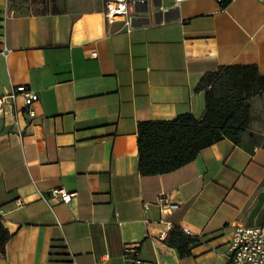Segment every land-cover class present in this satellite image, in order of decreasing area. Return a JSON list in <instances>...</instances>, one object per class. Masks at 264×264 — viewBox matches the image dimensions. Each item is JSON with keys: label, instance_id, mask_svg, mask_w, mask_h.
<instances>
[{"label": "crops", "instance_id": "0c3cea01", "mask_svg": "<svg viewBox=\"0 0 264 264\" xmlns=\"http://www.w3.org/2000/svg\"><path fill=\"white\" fill-rule=\"evenodd\" d=\"M102 1L17 14L0 0V94L25 85L40 97L21 134L0 115V215L12 234L0 264H233L234 226L264 223V94L240 143L225 138L163 175L140 173L138 124L202 118L197 86L222 66L264 74V0H130L131 28L109 23ZM58 188L78 195L42 197ZM173 227L197 236L189 255L166 241ZM53 239L67 257L51 261Z\"/></svg>", "mask_w": 264, "mask_h": 264}, {"label": "trees", "instance_id": "16d2710c", "mask_svg": "<svg viewBox=\"0 0 264 264\" xmlns=\"http://www.w3.org/2000/svg\"><path fill=\"white\" fill-rule=\"evenodd\" d=\"M231 0H221L227 6ZM198 91L205 95V113L197 118L191 113L174 120H149L138 124V155L141 175H163L190 163L201 150L225 138L241 142V134L251 125L252 99L264 93V74L256 65H225L204 75ZM12 234L0 215V253ZM166 241L181 255H189L197 236L173 227ZM64 239H53L52 256H68Z\"/></svg>", "mask_w": 264, "mask_h": 264}, {"label": "built area", "instance_id": "2783aa9c", "mask_svg": "<svg viewBox=\"0 0 264 264\" xmlns=\"http://www.w3.org/2000/svg\"><path fill=\"white\" fill-rule=\"evenodd\" d=\"M130 0H105V14L109 23H113L119 17H123L125 24L131 28L133 19L129 13L128 3ZM179 4L186 0H174ZM221 1V0H219ZM97 53L92 52V56ZM23 99L22 107L18 104V99ZM39 94L25 85L13 87L7 93L0 94V115L9 119L11 124L20 129V115L23 112L32 118L36 116L35 103L39 101ZM78 195L77 191H68L64 188L53 189L48 194H42L46 200L57 199L64 203H70ZM19 202V201H18ZM157 204L163 212H167L174 207L169 196L162 194L159 196ZM186 233L195 236L188 229ZM136 254L138 251L134 250ZM229 260L233 264H264V223L256 226L237 224L234 226L228 253ZM137 262H140L137 259Z\"/></svg>", "mask_w": 264, "mask_h": 264}, {"label": "rangeland", "instance_id": "374dc122", "mask_svg": "<svg viewBox=\"0 0 264 264\" xmlns=\"http://www.w3.org/2000/svg\"><path fill=\"white\" fill-rule=\"evenodd\" d=\"M102 3V0H10V9L17 14L42 13L72 9L85 10ZM129 5L131 7L132 3L130 2Z\"/></svg>", "mask_w": 264, "mask_h": 264}]
</instances>
